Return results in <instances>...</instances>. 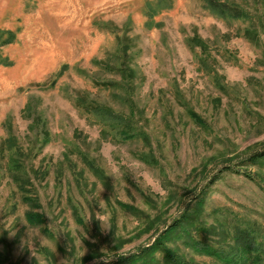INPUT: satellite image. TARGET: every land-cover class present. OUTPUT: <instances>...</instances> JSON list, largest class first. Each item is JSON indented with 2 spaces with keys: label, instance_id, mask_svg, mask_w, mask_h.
Masks as SVG:
<instances>
[{
  "label": "rangeland",
  "instance_id": "rangeland-1",
  "mask_svg": "<svg viewBox=\"0 0 264 264\" xmlns=\"http://www.w3.org/2000/svg\"><path fill=\"white\" fill-rule=\"evenodd\" d=\"M227 1L0 0V264H264V0Z\"/></svg>",
  "mask_w": 264,
  "mask_h": 264
},
{
  "label": "trees",
  "instance_id": "trees-1",
  "mask_svg": "<svg viewBox=\"0 0 264 264\" xmlns=\"http://www.w3.org/2000/svg\"><path fill=\"white\" fill-rule=\"evenodd\" d=\"M205 3L209 6L211 10H213L215 13L219 14L220 16L224 17H229L231 16L232 18H235L237 20H242L244 19L247 14L244 12L243 9H241L239 6L234 5L227 0H204ZM16 39V35L12 32H3L0 31V48L12 44ZM95 112H99L102 118H104V121L112 120V121H117V120H123L121 115L116 114L114 111H112L110 108L107 107H101V106H95L94 107ZM123 134V133H122ZM250 162L253 164L260 163L264 160V151L257 153L253 156L250 157ZM16 165H20L19 162L16 163ZM21 179L20 181H22ZM25 181V179H24ZM26 202L33 203L32 199H29L28 197L25 198ZM43 216L37 213H28L27 214V219L29 220L30 223L34 224H41ZM181 225V223H177V225H171L172 228H178ZM167 249V246L163 242H157L154 245L148 247L143 253H138L133 256L129 257H119L118 262L120 264H133L134 262L138 261H148L149 256L151 255L150 261H154L153 258V253H155L159 249ZM168 262L170 264H187L183 260L179 258L177 253H173L168 255Z\"/></svg>",
  "mask_w": 264,
  "mask_h": 264
},
{
  "label": "clouds",
  "instance_id": "clouds-1",
  "mask_svg": "<svg viewBox=\"0 0 264 264\" xmlns=\"http://www.w3.org/2000/svg\"><path fill=\"white\" fill-rule=\"evenodd\" d=\"M99 219H100L101 221H103L104 218H103V217H99Z\"/></svg>",
  "mask_w": 264,
  "mask_h": 264
}]
</instances>
